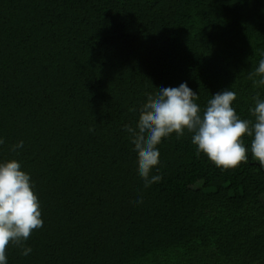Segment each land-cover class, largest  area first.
<instances>
[{"label":"trees","instance_id":"trees-1","mask_svg":"<svg viewBox=\"0 0 264 264\" xmlns=\"http://www.w3.org/2000/svg\"><path fill=\"white\" fill-rule=\"evenodd\" d=\"M262 54L264 0H0V161L30 174L43 220L8 264H264V164L218 167L185 131L145 189L124 131L183 82L254 119Z\"/></svg>","mask_w":264,"mask_h":264},{"label":"clouds","instance_id":"clouds-1","mask_svg":"<svg viewBox=\"0 0 264 264\" xmlns=\"http://www.w3.org/2000/svg\"><path fill=\"white\" fill-rule=\"evenodd\" d=\"M252 75L258 77L253 80L255 87L264 86V54ZM158 89L155 96H147L135 127H124L138 157V175L145 189L162 180L158 146L172 134L179 137L185 131L191 134L197 154L203 153L218 167L235 168L249 155L264 164V97L260 92L253 96L254 106L249 108L254 119H242L232 106L236 92L231 89L211 95L203 106L197 103L199 95L187 82ZM245 137L250 138V146ZM4 143L0 137V146ZM20 148L23 141L11 150ZM41 215L30 174L17 159L0 161V264H8L6 248L10 242L22 245L33 230L43 226ZM31 251L23 247L21 254L27 256Z\"/></svg>","mask_w":264,"mask_h":264}]
</instances>
